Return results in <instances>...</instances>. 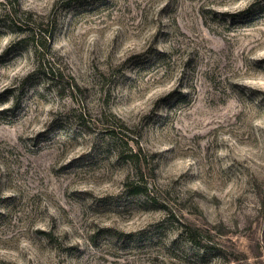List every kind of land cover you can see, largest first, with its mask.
Segmentation results:
<instances>
[{"label": "rangeland", "instance_id": "1", "mask_svg": "<svg viewBox=\"0 0 264 264\" xmlns=\"http://www.w3.org/2000/svg\"><path fill=\"white\" fill-rule=\"evenodd\" d=\"M19 5L56 19L52 56L81 91L29 80L32 37L0 0V264H264V0ZM112 115L125 152L153 156L157 204L124 191Z\"/></svg>", "mask_w": 264, "mask_h": 264}, {"label": "trees", "instance_id": "2", "mask_svg": "<svg viewBox=\"0 0 264 264\" xmlns=\"http://www.w3.org/2000/svg\"><path fill=\"white\" fill-rule=\"evenodd\" d=\"M8 1L10 4L16 7V9L14 8L15 11L8 12V21L11 23V25L16 26L18 29H26V31L30 33V37H32V51L35 57V69L29 80L36 77L40 82L42 81L44 84H47L48 87L55 88L61 96L66 95L67 93L74 95L75 92L81 91V87H79L76 80H74V78L67 72V65L57 63V58L52 56L53 45L51 41L54 37V31L53 29L49 30V27L52 24L56 26V19L54 18L51 22H45L44 20L36 21L32 17L23 19L18 13L21 11L19 10V0ZM253 5L254 3H251L250 7H254ZM245 12L251 13L252 10L251 12L249 10H246ZM24 25L25 28L23 27ZM164 56L165 54L163 52V54L158 56L159 60L164 61ZM76 118L79 123H81V125L86 126L85 118L82 114L78 115ZM110 118H113V121L105 127L107 139L104 140L103 143L105 145L114 147L115 157L121 161H130L136 171L135 178H126L124 182V191L129 197H142L144 202L147 204H157V202H159L157 195L149 189V183L145 181L143 172L144 169H148L153 156L150 157L147 155L145 151L138 146V143L137 150L130 149L125 152L124 147L129 145V141L125 140V137H127L125 130L128 128L126 124L116 116L112 115ZM162 208L166 209L167 206L163 204ZM106 230L108 231L109 228ZM186 233L187 237L196 246L208 247V245L203 244V241H205L204 236L199 233V229L197 227H186ZM113 236L124 240L130 238L129 234L117 231L113 232ZM49 240H53L51 235H49Z\"/></svg>", "mask_w": 264, "mask_h": 264}]
</instances>
